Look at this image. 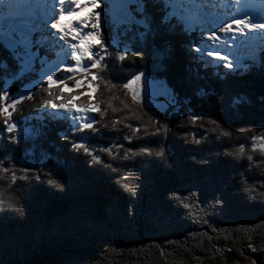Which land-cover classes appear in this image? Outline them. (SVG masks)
I'll list each match as a JSON object with an SVG mask.
<instances>
[{
  "label": "trees",
  "instance_id": "obj_1",
  "mask_svg": "<svg viewBox=\"0 0 264 264\" xmlns=\"http://www.w3.org/2000/svg\"><path fill=\"white\" fill-rule=\"evenodd\" d=\"M167 1L137 0L120 25L97 8L91 129L39 114L59 94L38 81L49 50L35 46L21 72L0 43L6 102L36 83L9 109L11 133L0 115V264L264 263V152L253 148L264 145V52L244 69L205 66L188 50L197 31L169 18ZM140 74L162 82L173 105L138 101L127 83Z\"/></svg>",
  "mask_w": 264,
  "mask_h": 264
},
{
  "label": "rangeland",
  "instance_id": "obj_2",
  "mask_svg": "<svg viewBox=\"0 0 264 264\" xmlns=\"http://www.w3.org/2000/svg\"><path fill=\"white\" fill-rule=\"evenodd\" d=\"M98 3L106 4L111 22H113L116 25H120V24H129L131 22V16L128 12V6L136 4L137 0H120L117 3H114V0H98ZM205 3H206V0H198V1L197 0L196 1L195 0H168L166 3L167 7H169L170 9L168 17L174 18L177 22L182 24V27L184 30L191 31L192 29L196 28L197 34H198L197 35L198 45L194 47H188V50L190 52H193L197 56H199L200 61L205 66H211V67L221 66L223 68H226L232 71L237 70V69H244L245 65L239 64V62L235 60L229 63L228 62L225 63V62L218 61V59L213 60L205 55L206 53L210 51V49L217 48L216 44H218V43H215L216 38L212 40L208 39L210 34L213 32L209 30L210 22L204 21L205 16L201 17L198 14L199 11H202V7L205 6ZM96 10L97 9L93 11L97 12ZM204 14L205 13H203L202 15ZM84 15L87 16L88 11ZM40 17L41 16H38L37 18L30 20V24L27 25V28H24V31H27V32H21L19 30L17 31L13 27H11V29L0 28V43L4 44L6 48L10 52L13 53V56L17 58L18 60H20L19 66L21 68V72H25L27 70L33 69V62L36 59V53L33 50L35 46H42L43 48L49 50L51 53L55 54L56 57H60L62 60L66 59V60L72 61L70 52L66 51L65 48L64 49L62 48V50H58V49L57 51L55 50L53 45L56 43V40L55 38L53 39L52 37L49 36V34L51 35L53 34L57 36L56 30L51 28V23L54 20V16L50 17L47 23H43V24L38 23V21L40 20ZM191 20L192 22H190ZM75 21H73V23H75ZM80 26L83 28L82 25ZM90 30L91 28H90V22H89V27L85 28V30L82 31L81 36L87 35V33ZM21 34H23L24 37L31 35V38H32L31 52L27 56L24 54L25 52L24 46L17 43V38L20 37ZM211 42H213L214 45H212ZM93 47L94 46L90 48V51L92 52V54H94ZM255 55H256L255 56L256 58H252L251 61L249 62H257V57L259 55V52L258 51L255 52ZM86 59L87 57H84L81 61V66L85 68H87V64L85 62ZM38 64L42 65V68L39 71L38 81H45L47 78V75L49 74L55 77L57 72L65 66V63L61 64V61L58 60V58H55L49 64H46L43 61H40ZM231 67L233 69H231ZM80 74L81 73H73L71 75L76 76ZM34 85H36V83H32L30 86H26L22 90H20L15 96V100L18 101L23 96L28 94L30 88ZM127 89L131 94H133V96L138 101H140L141 103H143L145 106H147L153 111L164 112L170 106L173 105V98L171 94L169 93L168 89L164 86V84L162 82L152 81L144 74H140L132 78L127 83ZM90 120H91V116L88 117L87 115H83V116L79 115L77 119H73V122H71V125L73 127H77L81 125L82 123H87ZM22 132L28 133L26 129L22 130Z\"/></svg>",
  "mask_w": 264,
  "mask_h": 264
},
{
  "label": "snow or ice",
  "instance_id": "obj_3",
  "mask_svg": "<svg viewBox=\"0 0 264 264\" xmlns=\"http://www.w3.org/2000/svg\"><path fill=\"white\" fill-rule=\"evenodd\" d=\"M73 3L75 5L74 11H69L65 13L62 10L59 16L52 21L51 28L56 30V34L59 36L61 40H63L64 37L66 36H70L72 40L74 41L78 40V43H73V55L71 56V60L74 63L71 64L70 66H66L61 69V71L68 74L66 78L54 77L51 74L47 75V78L44 81V83L48 86L46 91L49 92V95H52L51 89H52V86L55 85L59 90V94L56 95L54 99L46 100L44 104L45 106L51 107L53 109H63L66 112H74L76 114H79L81 112H98L99 107L92 101L91 92L88 90H95L96 88V85L93 82L96 81L98 77L95 74V72L92 70L98 68L99 63H100L99 60L97 61L96 59L93 58V54L90 51V48L92 46H97L99 48L103 47L100 34L97 32V28L99 27V12L93 11L99 7V3H98V0H90V4L88 0H85V4H81L80 0H73ZM82 8L88 11V15L78 19L77 21H75V23H78L82 25L83 27L87 28L89 27V22H90L91 30L87 33V35H84V36H81L79 30L76 27L72 26V23H73L72 21H69L67 28L64 23L65 15L71 17L74 14H78V10ZM233 25L235 27H233ZM255 28L264 29V24L257 25V24H251L247 22V20L245 19H234L231 21V24H225L223 27L219 28V32L221 33L230 32V31L231 32H241L244 29H255ZM214 38H217V34L215 31H213L210 34L208 39L212 40ZM17 43L24 46V49H25L24 54L26 56L30 54L31 47H32L31 35L24 37L23 34H21V36L17 38ZM162 45H163V42H162ZM166 47H167L166 45H163L162 49ZM84 57H87V59L91 61L92 67L90 69L81 66V61ZM124 58H125L124 56L119 57V59L121 60H123ZM73 73H81V74H86V75H82L81 77L75 78L73 83L69 84L66 81L73 80V76L71 75ZM87 77H90V79H88ZM65 91H67V97L65 96ZM84 97L88 98V104L86 107L81 106L78 103V100ZM0 101H5V103L0 104V115L5 116L6 118L4 128L7 129L9 133H11L13 130V126L7 124V118L11 116L9 109L12 106H14L17 103V101L13 99L12 103L8 104L6 102L7 93H4V92H0ZM56 101H59V103H57ZM80 127L82 129L84 128L91 129L93 125L90 123H82ZM160 130H161V127L158 126L156 128L155 133H152V135L159 133ZM71 146L75 148L82 147V145H79V144H74ZM84 151L88 153L89 156H91V159L93 161H95L96 163L100 162V157L93 155L91 152H89L87 148H85ZM103 151L107 152L108 149L104 148ZM141 151L146 153L149 150L147 148H142ZM157 155H159V153H157ZM0 160H3V156H0ZM3 170L5 172L7 171L6 162H5V167ZM48 183L52 184L54 183V181H48ZM0 203H3V202L0 201ZM185 207L187 206L185 205Z\"/></svg>",
  "mask_w": 264,
  "mask_h": 264
},
{
  "label": "bare ground",
  "instance_id": "obj_4",
  "mask_svg": "<svg viewBox=\"0 0 264 264\" xmlns=\"http://www.w3.org/2000/svg\"><path fill=\"white\" fill-rule=\"evenodd\" d=\"M118 1H120V0H114V3H117ZM234 1H236V0H234ZM206 3H205V6L202 7V11H199V12H201L202 14L205 13L204 15L206 16V20L210 22L209 30L216 32L217 38L215 39V41H216V43H218V44H216L217 48L213 47L214 49H210V51L208 53H206V55H208V56L211 55V56H213L214 60L218 59V61H221L220 58L223 56V51H221L220 49H222V48L227 49V47H230V48L235 47L233 40L236 39V33L231 32V31L227 32V33L219 32V28L223 27L225 24H231V21L223 22V19L217 17L214 14L213 8L216 7V5L220 4L219 0H208V1H206ZM200 4H201V2H200ZM245 5L247 6V9L248 8L249 9L254 8V9L247 12L246 17H244L243 19L247 20V22H249L251 24H257V25L264 24V0H246ZM86 12L87 11L83 8L79 9L78 14H75L74 18L78 17V15H83ZM71 20L73 21V18ZM13 21L15 22L13 27L16 30L24 31V26L27 27V24H24L25 21L15 20L14 18H13ZM41 23L43 24L45 22L42 21ZM73 25H75V24H72V26ZM233 27H234V25H233ZM255 29H257V28H255ZM255 29H248V30L252 31ZM259 29H260V31L264 32V29H261V28H259ZM262 32H260V33H262ZM49 36L52 38L55 37V39L57 37L53 34L52 35L49 34ZM50 40H51V38H50ZM230 51H232V50H227L228 57L231 59L229 62H232L233 60L236 61V58L234 56L230 55ZM211 52H213L214 54ZM218 56H220V57H218ZM69 114H70L72 119H77L79 117V115L82 113L76 114L74 112H70Z\"/></svg>",
  "mask_w": 264,
  "mask_h": 264
},
{
  "label": "water",
  "instance_id": "obj_5",
  "mask_svg": "<svg viewBox=\"0 0 264 264\" xmlns=\"http://www.w3.org/2000/svg\"><path fill=\"white\" fill-rule=\"evenodd\" d=\"M253 148L264 152V145L262 143L254 145Z\"/></svg>",
  "mask_w": 264,
  "mask_h": 264
}]
</instances>
